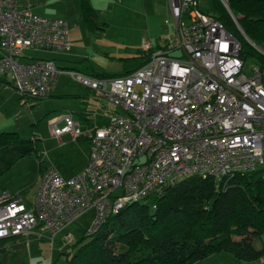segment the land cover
Returning a JSON list of instances; mask_svg holds the SVG:
<instances>
[{
    "label": "built area",
    "instance_id": "obj_1",
    "mask_svg": "<svg viewBox=\"0 0 264 264\" xmlns=\"http://www.w3.org/2000/svg\"><path fill=\"white\" fill-rule=\"evenodd\" d=\"M168 6L176 38L157 45L143 40L149 57L141 67L104 77L66 70L110 102L113 113L101 125H82L71 113L61 126L60 118L50 121L58 139L68 134L89 142L88 160L69 177L47 167L30 203L0 191V250L3 241L37 227L52 241L90 208L95 214L86 234H91L126 204L188 176L219 182L264 168V62L246 66L241 43L219 19L201 12L197 0H168ZM69 40L65 20L0 0V74L25 101L49 96L63 70L50 59L22 62L23 52L68 51Z\"/></svg>",
    "mask_w": 264,
    "mask_h": 264
},
{
    "label": "rangeland",
    "instance_id": "obj_2",
    "mask_svg": "<svg viewBox=\"0 0 264 264\" xmlns=\"http://www.w3.org/2000/svg\"><path fill=\"white\" fill-rule=\"evenodd\" d=\"M61 2L66 6L50 4L55 13L64 10L78 13L76 0H46ZM97 12L98 21L105 22L104 30H90L78 17L74 40L69 35L68 51L45 50L39 47L26 50L19 60L54 58L55 65L62 69L59 73L56 88L52 96L41 99L24 100L12 84L0 86V131H15L24 140H31L34 150L29 155L19 158L0 177V189L17 194L23 200L32 202L40 184L43 171L39 163L55 168L65 177L72 176L85 162L90 148L89 142L74 140L65 134L58 139L50 132V121L61 118L57 125L61 126L63 116L71 113L77 120V111L90 113L97 122H104L113 113L114 106L96 97L66 70L83 74L92 70L98 73H120L131 69L141 61L138 51H142L141 42L150 41L157 45L159 41L176 38L173 20L170 15L168 0H90ZM199 10L212 14L210 0H197ZM186 20V18H184ZM73 41L75 43H73ZM262 48V47H261ZM140 54V53H139ZM28 56V57H27ZM258 62L246 58V66ZM248 68V67H247ZM1 79H8L0 74ZM79 94L80 97L65 96ZM36 148V150H35ZM119 192V189L116 190ZM94 209L80 213L75 220L67 224L55 234L51 241L50 234L42 227L33 233L16 237L0 250V264H65L68 252L74 244L85 235L94 220ZM255 248H264V233L253 240ZM193 264H239L228 251L211 254ZM255 264H264V253Z\"/></svg>",
    "mask_w": 264,
    "mask_h": 264
},
{
    "label": "trees",
    "instance_id": "obj_3",
    "mask_svg": "<svg viewBox=\"0 0 264 264\" xmlns=\"http://www.w3.org/2000/svg\"><path fill=\"white\" fill-rule=\"evenodd\" d=\"M225 2L244 34L264 49V0ZM210 5L212 15L241 43L240 56L263 63L264 55L246 41L224 4L210 0ZM80 13L90 27L96 26L88 0H80ZM148 57L149 52H143L137 68ZM6 84L0 78V86ZM83 118L84 124L95 125L88 114ZM32 150L31 140L22 139L15 131H0V177ZM46 168L39 163L40 170ZM263 233L264 168L219 182L188 176L107 216L98 229L85 233L65 252V264H193L220 251L230 252L239 264H255L264 248H255L252 242Z\"/></svg>",
    "mask_w": 264,
    "mask_h": 264
},
{
    "label": "crops",
    "instance_id": "obj_4",
    "mask_svg": "<svg viewBox=\"0 0 264 264\" xmlns=\"http://www.w3.org/2000/svg\"><path fill=\"white\" fill-rule=\"evenodd\" d=\"M16 2V4L19 6V7H28L30 9V11L34 14V15H38V16H41V17H47V18H60V19H63L66 21L67 25H68V29H69V35L71 36V38L74 40V35H75V29L73 28L74 24L73 23H76L77 27L79 25L78 23V20H77V15L78 17L81 19V21L90 29V30H94V29H100V30H104L105 27L107 26V23L105 22H102L100 23L98 21V16H97V12L96 10L93 8L90 0L89 3L92 7V9L95 11V23H96V26L95 27H90L89 24L83 19V17L81 16V13H80V0H76L75 1V5H76V8L78 9V13H75L74 10L72 12H69L68 10H64V12L62 13H55L54 11H52L49 7H50V4H55V5H58L59 3L61 4V2H47L46 0H14ZM60 6H66V4H61ZM170 11V10H169ZM69 38V39H71ZM73 43H75L73 41ZM62 52V51H61ZM138 56H135L134 59H138V58H141V61L137 63V65L131 69H126L125 71L123 72H120V73H112V74H108V75H115V76H118V75H124L126 73H129L131 71H134L142 62L143 58H142V53L143 51L140 52V50L138 51ZM28 57V56H27ZM47 59H50L54 62V58H47ZM55 63V62H54ZM59 68V67H58ZM95 73H98L96 71H91L90 73H88V75H94ZM100 74H107V73H100ZM58 79V78H57ZM57 83V82H56ZM56 88V84L53 88V90L51 91L50 95L49 96H52V93L54 91V89ZM65 96H72V97H80L79 94H66ZM77 120L76 121H79L82 125H85L84 124V118H83V115L85 114H88V117L91 118V121L95 124V125H101V124H104L107 122L108 118L104 121V122H97L92 116H90V113L85 112V111H77ZM56 119V118H54ZM61 119V118H60ZM59 121V120H58ZM58 123V122H57ZM82 141H85V140H82ZM89 153V151H88ZM88 160V155H87V158L85 160V162L83 163V165L78 168L75 173L79 170H81L86 162ZM1 190H6L8 191L7 189H0ZM12 194V193H10ZM14 195V194H12ZM23 237V236H21ZM16 238H12V239H9V240H14ZM5 241L4 242V245L9 241Z\"/></svg>",
    "mask_w": 264,
    "mask_h": 264
},
{
    "label": "water",
    "instance_id": "obj_5",
    "mask_svg": "<svg viewBox=\"0 0 264 264\" xmlns=\"http://www.w3.org/2000/svg\"><path fill=\"white\" fill-rule=\"evenodd\" d=\"M224 5L226 4L225 0H220ZM227 7V4H226ZM228 8V7H227Z\"/></svg>",
    "mask_w": 264,
    "mask_h": 264
}]
</instances>
